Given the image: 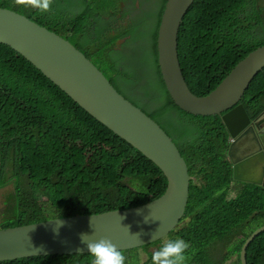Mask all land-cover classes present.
I'll use <instances>...</instances> for the list:
<instances>
[{
	"label": "trees",
	"instance_id": "1",
	"mask_svg": "<svg viewBox=\"0 0 264 264\" xmlns=\"http://www.w3.org/2000/svg\"><path fill=\"white\" fill-rule=\"evenodd\" d=\"M166 1L54 0L47 12L16 5L15 0H0V6L73 43L119 94L173 139L191 185L185 215L165 240L182 238L189 244L185 264H241L246 241L264 227V187L234 181L223 116H194L170 97L158 55ZM261 1L193 2L178 37L181 69L192 94L203 97L216 91L249 53L264 46ZM240 103L252 120L264 115V69ZM0 160V190L14 184L12 200L1 212L4 218L9 211L13 219L2 222L0 229L145 205L161 197L168 184L155 162L2 44ZM165 240L124 251L126 264H151L152 253ZM92 260L91 255L49 256L0 264ZM247 264H264V232L249 247Z\"/></svg>",
	"mask_w": 264,
	"mask_h": 264
},
{
	"label": "water",
	"instance_id": "2",
	"mask_svg": "<svg viewBox=\"0 0 264 264\" xmlns=\"http://www.w3.org/2000/svg\"><path fill=\"white\" fill-rule=\"evenodd\" d=\"M194 1H166L158 32L163 81L181 110L194 116H223L229 133L227 156L233 165V179L262 186L264 150L253 125L258 127L263 121L251 123L240 102L264 69V46L249 53L216 91L203 97L192 94L181 69L178 37ZM0 44L19 53L81 109L155 162L168 181L165 193L145 205L0 229V263L90 255L81 242L82 234L95 239L107 237L122 252L167 239L185 215L191 185L187 163L173 139L156 120L119 94L73 43L28 16L0 7ZM262 232L264 227L246 241L242 264H247V250Z\"/></svg>",
	"mask_w": 264,
	"mask_h": 264
},
{
	"label": "clouds",
	"instance_id": "3",
	"mask_svg": "<svg viewBox=\"0 0 264 264\" xmlns=\"http://www.w3.org/2000/svg\"><path fill=\"white\" fill-rule=\"evenodd\" d=\"M53 2L54 0H15L16 5L30 6L41 12L50 11ZM257 186L264 187V184ZM81 242L86 245L88 252L93 258L92 264H126L124 253L107 237L95 239L92 235L82 234ZM188 248L189 244L182 238L165 240L161 243L159 249L152 253L151 264H185Z\"/></svg>",
	"mask_w": 264,
	"mask_h": 264
},
{
	"label": "rangeland",
	"instance_id": "4",
	"mask_svg": "<svg viewBox=\"0 0 264 264\" xmlns=\"http://www.w3.org/2000/svg\"><path fill=\"white\" fill-rule=\"evenodd\" d=\"M260 3H261V6L264 7V0H262ZM122 43H123V41L119 42L118 46H121ZM9 176H11V174ZM7 182H9V181H7ZM1 186H2V181H0V187ZM13 193H14V184H12V183H10V185H8L7 187L2 188L0 190V225L6 219H13V215H11V213L9 211L6 212L7 215H4V218H3V214L1 213L2 210H4L5 204L8 202V200L9 199L12 200L11 197L13 196ZM229 194H230V196H234L235 192L230 191ZM146 259H147V255L144 253V261Z\"/></svg>",
	"mask_w": 264,
	"mask_h": 264
},
{
	"label": "flooded vegetation",
	"instance_id": "5",
	"mask_svg": "<svg viewBox=\"0 0 264 264\" xmlns=\"http://www.w3.org/2000/svg\"><path fill=\"white\" fill-rule=\"evenodd\" d=\"M249 118H250V116H249ZM263 118H264V115L260 116L259 118L254 119V120H252L251 118L250 119H251V123H254V124L260 122L261 120L263 121L258 127L253 125V131L255 132V134H256V136L258 138V142H260V145H261V147L264 150V134L261 133L264 130V120H263ZM235 139H237V137ZM0 163H1V160H0ZM0 168H1V166H0ZM263 184H264V180H263Z\"/></svg>",
	"mask_w": 264,
	"mask_h": 264
},
{
	"label": "bare ground",
	"instance_id": "6",
	"mask_svg": "<svg viewBox=\"0 0 264 264\" xmlns=\"http://www.w3.org/2000/svg\"><path fill=\"white\" fill-rule=\"evenodd\" d=\"M1 164V163H0Z\"/></svg>",
	"mask_w": 264,
	"mask_h": 264
}]
</instances>
